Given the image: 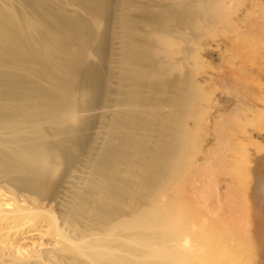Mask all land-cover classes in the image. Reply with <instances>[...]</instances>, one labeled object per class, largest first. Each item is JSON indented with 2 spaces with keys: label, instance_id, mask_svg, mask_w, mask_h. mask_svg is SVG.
<instances>
[{
  "label": "bare ground",
  "instance_id": "6f19581e",
  "mask_svg": "<svg viewBox=\"0 0 264 264\" xmlns=\"http://www.w3.org/2000/svg\"><path fill=\"white\" fill-rule=\"evenodd\" d=\"M246 1L0 0V264L240 262L250 187L218 163L244 174L239 154L260 157L245 130L258 91L214 101L195 65L217 33L258 35L264 19L237 28L263 14ZM218 181L230 207L215 234Z\"/></svg>",
  "mask_w": 264,
  "mask_h": 264
},
{
  "label": "rangeland",
  "instance_id": "374dc122",
  "mask_svg": "<svg viewBox=\"0 0 264 264\" xmlns=\"http://www.w3.org/2000/svg\"><path fill=\"white\" fill-rule=\"evenodd\" d=\"M247 3L246 0H243L242 5L245 4L244 6H246ZM256 11L255 9L251 12L247 11L248 13L246 12L245 16H239L237 13V16L240 17V24L237 28H242L244 30L245 27L251 26L253 20L260 24V21L264 19V11L261 12L263 14L260 15L256 13ZM261 23V28L259 27L256 30L258 35L260 33L262 34H260L261 36L249 32L250 35L246 33L248 35L247 37L245 36L246 34H236L235 31L233 33L231 32L232 30H227L224 31L223 34L222 32L217 33V35L209 39L207 43L209 42L210 46L208 47L205 46V42H202L201 49L197 52L199 60H197L195 65V71L198 72L197 75H195V81H201V90L204 91L206 95L211 94V98L214 101H219L227 97L228 90L225 88L235 84H243V86H246H244V88L250 89L252 92L258 91L256 94L251 93V95L252 97L255 96L254 99H256V103L259 107L261 106V117L254 119L252 123L245 127V130L255 134L253 138H247L249 146H262L260 157L255 162V160H247L243 154H239V157H241L243 161L241 164L252 167L248 173L244 174L237 171L236 167L231 164L232 161L218 163L219 168L223 170L224 173L229 172L235 177L234 186H236V189L240 187V183L242 186L246 184V187L248 185L250 187L248 196L245 200L242 199L244 198L242 197L244 190L239 191L237 189V191L235 189L237 191V200L240 202V208L243 206V201H245L247 208L249 207L247 214L250 216V227L245 239L240 238L233 240L236 242L234 244L236 249L243 253V258L237 264H264V20ZM251 34H253L252 37ZM257 36L260 39H258ZM229 38L230 41L225 42L227 39L229 40ZM247 38H249L248 41H246ZM251 40L252 45L250 44ZM218 41L219 43H224V45L231 43L229 49L227 45L226 49L223 47L221 51L216 50V43L219 44ZM220 57L223 58L220 59ZM192 62V59H188L190 65H192ZM220 93L224 94L220 95ZM203 138L208 140L211 139L209 136ZM241 146L244 148L246 144L244 146L243 143L237 147L242 148ZM226 182L222 183L218 181L217 185L213 186V190H216V193H212V189H210L209 204L207 206L209 208L207 209L210 210V214H212L210 216V228L215 231V234H219V230L222 228L218 219H225L227 217L226 210L230 207L229 198L226 195V191L230 184ZM215 239H217V241H223L225 238L215 235L212 237V240ZM224 241H226V239Z\"/></svg>",
  "mask_w": 264,
  "mask_h": 264
}]
</instances>
